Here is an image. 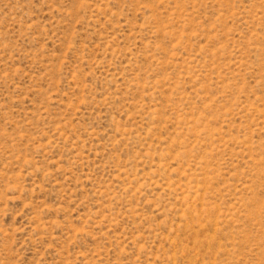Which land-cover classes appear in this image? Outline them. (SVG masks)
Listing matches in <instances>:
<instances>
[{"label":"rangeland","instance_id":"374dc122","mask_svg":"<svg viewBox=\"0 0 264 264\" xmlns=\"http://www.w3.org/2000/svg\"><path fill=\"white\" fill-rule=\"evenodd\" d=\"M0 264H264V0H0Z\"/></svg>","mask_w":264,"mask_h":264}]
</instances>
